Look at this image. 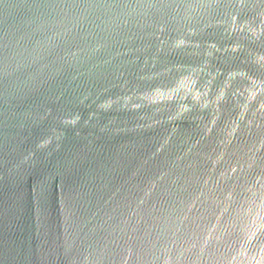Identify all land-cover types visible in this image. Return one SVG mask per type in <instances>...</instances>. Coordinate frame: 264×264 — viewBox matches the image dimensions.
<instances>
[{"label": "water", "instance_id": "water-1", "mask_svg": "<svg viewBox=\"0 0 264 264\" xmlns=\"http://www.w3.org/2000/svg\"><path fill=\"white\" fill-rule=\"evenodd\" d=\"M0 264H264V0H0Z\"/></svg>", "mask_w": 264, "mask_h": 264}]
</instances>
